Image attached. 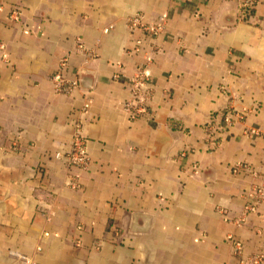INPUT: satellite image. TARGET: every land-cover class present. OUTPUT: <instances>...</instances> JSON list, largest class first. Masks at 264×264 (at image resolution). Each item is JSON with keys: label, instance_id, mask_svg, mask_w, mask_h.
Returning <instances> with one entry per match:
<instances>
[{"label": "crops", "instance_id": "crops-1", "mask_svg": "<svg viewBox=\"0 0 264 264\" xmlns=\"http://www.w3.org/2000/svg\"><path fill=\"white\" fill-rule=\"evenodd\" d=\"M57 73L80 86L56 93ZM261 254L264 0H0V264Z\"/></svg>", "mask_w": 264, "mask_h": 264}, {"label": "built area", "instance_id": "built-area-1", "mask_svg": "<svg viewBox=\"0 0 264 264\" xmlns=\"http://www.w3.org/2000/svg\"><path fill=\"white\" fill-rule=\"evenodd\" d=\"M261 1L263 0H239V4L243 12L248 13L252 12L255 5H257ZM129 23L131 29L133 30H136L137 28H143L144 31L153 32L162 29V27L158 26L151 27L143 25L139 16L133 17ZM53 82L55 92L63 95L70 94L74 89L80 86L79 81H77L76 79H69L61 73H57L53 76ZM129 88L131 97L128 101L125 102V110L132 117H141L147 113L148 104L150 101V96L143 87L142 72H139V74H137L130 80ZM68 159L72 165H75L77 168L83 171H88L91 166V158L88 153L86 143L82 139L79 132H77V135L75 136ZM249 210L252 211L253 207H249ZM245 264H264V255L261 254L249 257L246 260Z\"/></svg>", "mask_w": 264, "mask_h": 264}]
</instances>
